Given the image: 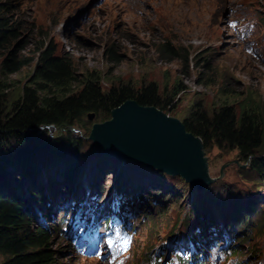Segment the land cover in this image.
Listing matches in <instances>:
<instances>
[{
    "label": "rangeland",
    "instance_id": "rangeland-1",
    "mask_svg": "<svg viewBox=\"0 0 264 264\" xmlns=\"http://www.w3.org/2000/svg\"><path fill=\"white\" fill-rule=\"evenodd\" d=\"M3 1L6 0H0ZM11 2L15 5L14 16L27 25L21 31L23 37L52 42L58 53L72 57L79 75L91 69L101 71L105 88L119 83L137 87L155 81L162 89L178 82L182 91L172 100L171 109L164 112L179 120L187 116L194 103L208 111L217 108L225 94L234 107L249 95L264 102V0H138L140 10L134 9L129 0ZM164 43L179 53L173 61L166 62L159 56L158 48ZM110 49L116 53L118 62L109 61ZM202 58L208 61L207 66L203 65ZM31 69V66L26 67L12 76L16 85L13 93H17ZM109 118L107 114H97L91 121L85 117L84 124L69 130L81 141L78 162L80 171L85 172L74 185L81 184L84 195L96 196L93 200L95 211L102 210L105 205L113 211L105 209L100 218L97 213L88 212L77 220L75 214L82 206L80 196L71 190H61L71 183L63 185L54 181L62 182L66 163L60 158L49 159L41 165L34 161L39 165L35 168L39 173L37 180L44 188L42 193L46 196L57 186L54 188L57 197L53 199L56 194L52 190V198L48 196L43 202H35L27 194L23 198H26L28 212L33 215L32 224L53 230L50 247L58 251L55 264H110L112 255L106 248L108 225L115 234L122 230L128 243L134 240L113 264H182L180 256L193 263L190 256L199 257V247L204 251L196 259L198 264H264V175L252 171L235 150L211 147L204 151L209 176L215 181L205 190H193L181 177L146 166L152 175L136 178L133 174L145 168L140 165L128 171L130 180L128 173H122L128 180L122 183L126 189L116 190L131 194L125 196L113 186L116 170L127 166L126 163L109 158L100 150L91 157L95 147L88 139L91 125ZM46 130L50 134L59 131L54 127ZM15 147L13 145V150ZM32 154L35 155L34 151ZM34 157L38 160L40 156ZM258 157L264 159V150ZM94 162H98V167L99 163H105L106 168L95 178L96 185L89 180ZM223 164L227 166L221 171ZM122 167L119 169L124 171ZM16 174L22 175L20 171ZM151 179L156 181L153 185ZM25 183L23 179L22 185ZM141 186H145L146 191ZM121 202L124 209L119 215L115 208ZM201 203L209 204L203 206ZM215 203L220 206L212 209L213 213H223L226 208L222 205L231 208L226 212L228 222L246 216L249 223L235 229L229 238L227 233H218L217 229L223 227L220 213L219 216L214 214L212 221H204L209 215L206 210ZM88 226L85 232L90 236L84 234L81 239L83 229ZM55 228H59V232ZM201 235L206 238L199 243ZM244 236L246 238L241 241Z\"/></svg>",
    "mask_w": 264,
    "mask_h": 264
},
{
    "label": "trees",
    "instance_id": "trees-1",
    "mask_svg": "<svg viewBox=\"0 0 264 264\" xmlns=\"http://www.w3.org/2000/svg\"><path fill=\"white\" fill-rule=\"evenodd\" d=\"M14 6L11 0L0 2V264H55L58 251L50 247L53 230L32 224L33 215L28 212L26 198H23L27 194L35 202H43L42 199L46 200L48 196L52 198V190L56 194L53 199L57 197V186L50 189L46 196L42 193L44 188L37 180L39 173L35 166L39 167L49 159L60 158L66 163L62 171L64 177L62 182L54 181L63 185L71 183L83 173L78 162L81 141L70 133L72 126L84 124L89 112H93L95 116L110 115L111 109L127 99H135L139 104L153 105L168 111L172 100L182 91V86L174 82L171 88L165 85L161 89L157 82L149 81L137 87L131 83H119L105 88L101 82V71L91 69L79 75L72 57L58 53L52 42L42 43L39 39L31 41L26 36L23 37L21 31L27 25L14 16ZM158 53L166 62L173 61L175 55L179 54L167 43L160 45ZM183 58L186 61V57ZM108 59L118 62L113 49L109 50ZM202 59L205 61L203 65L207 66L208 61ZM29 66L32 69L27 79L17 93H13L16 85L12 76ZM229 98L225 94L222 103L211 111L194 103L181 121L188 132L201 138L204 149L216 147L235 150L237 156L249 164L252 171L264 175V159L258 157V153L264 150V102L249 95L234 107L229 103ZM44 125L59 131L57 134L48 133L46 128L40 131V127ZM13 145H16L14 150ZM32 151L34 156H40L38 160ZM92 151L94 154L91 157H94L98 149L93 147ZM29 154L31 156H27ZM9 156L16 157L17 163ZM97 163L92 165L94 176L100 175L105 169L104 163H99L100 167ZM125 163L127 170H133L137 166L136 163ZM17 171L22 175H14ZM139 173L141 176L152 175L146 167ZM55 174L58 176V170ZM115 176L117 178L113 188L122 189L121 183L127 180L122 173H116ZM23 179L27 182L24 185ZM151 182L153 185L156 181L151 179ZM141 187L146 191L145 186ZM71 189L70 184L68 188L61 190L70 192ZM130 189L147 199L139 191ZM116 191L130 195L123 190ZM93 200L94 198L89 204L93 205ZM201 204L206 206L209 203ZM122 205L121 202L116 206V214L123 212ZM212 206L206 210H209V215L204 221H212L214 214L219 216L220 213L223 227L217 231L227 233V238L233 236L235 229L249 223L246 216H238V219L228 222L226 212L231 208L222 205V208H226L223 213H213L212 209H219L217 207L220 203ZM106 209L113 211L112 208ZM59 230L55 228V231ZM205 238L201 235L200 241H205ZM245 238L246 236L240 240ZM199 248L202 256L203 247ZM199 257L190 256L195 261L193 263H188L182 256L180 260L183 261L182 264H198L196 259Z\"/></svg>",
    "mask_w": 264,
    "mask_h": 264
},
{
    "label": "water",
    "instance_id": "water-1",
    "mask_svg": "<svg viewBox=\"0 0 264 264\" xmlns=\"http://www.w3.org/2000/svg\"><path fill=\"white\" fill-rule=\"evenodd\" d=\"M89 112L87 119H94ZM88 139L106 155L137 162L181 177L203 191L215 178L209 176L201 138L188 132L181 120L153 105L127 99L110 111V118L93 122ZM227 164H223L221 171Z\"/></svg>",
    "mask_w": 264,
    "mask_h": 264
},
{
    "label": "bare ground",
    "instance_id": "bare-ground-1",
    "mask_svg": "<svg viewBox=\"0 0 264 264\" xmlns=\"http://www.w3.org/2000/svg\"><path fill=\"white\" fill-rule=\"evenodd\" d=\"M138 0H129V2H130V4L132 5V6H134L133 8L135 9V7H137V9H139L140 10V4H137L138 2H137ZM210 1V0H209ZM211 2H213V1H211ZM132 8V7H131ZM132 8V9H133ZM133 9V10H134ZM140 14V13H139ZM43 128H48V126H46V125H44V126H42ZM104 155H106L105 153H104ZM106 156H108L109 158H115L116 160H118L119 162H121V163H124V162H126V161H128V162H131V163H136L137 164V166H139V167H141L140 165L141 164H139V163H137V162H134V161H130V160H128V159H122V158H118L117 156H115V155H106ZM103 159H104V157H103ZM105 164V163H104ZM139 164V165H138ZM104 166V165H103ZM143 166V165H142ZM122 166H120L119 168H121ZM123 167H124V171H121L119 168L116 170V172H115V175H116V173H118V175H120V173H128V171L129 170H127V168H126V166H124L123 165ZM122 167V168H123ZM145 167V166H144ZM106 169V168H105ZM126 169V170H125ZM143 168L141 167V169L139 170V172L142 170ZM93 170V169H92ZM132 170V169H131ZM87 171V170H86ZM139 172H136V173H134L133 174V176H136V178H138L137 176L139 175V176H141V174L139 173ZM84 173L85 172H83L82 174H80V176H78L77 178H75L72 182H71V187H72V189H71V192L74 194V195H77L78 197L80 196V199H81V202H82V206H80V208L77 210V214H75V218L77 219V220H80V219H82L84 216H86V215H88V212H94V214L96 215V213L98 214L97 215V217H101L102 216V213L104 214V210L106 209V207H104L103 206V209L101 210H97V211H95V209H94V207H93V205L92 204H89L90 203V201L94 198L95 199V197L96 196H94V197H88V195H84L85 193H84V191L82 190V189H80V187H81V184H77V186H75L74 185V182L75 181H77L78 179L80 180V178L84 175ZM129 174V176H130V173H128ZM150 175V174H149ZM124 176V175H123ZM129 176H128V180H130V178H129ZM97 176H94V173H93V171L89 174V180L90 181H92V182H94L95 181V185H96V180H95V178H96ZM132 179V178H131ZM127 180V181H128ZM127 181H124V182H122V183H126ZM121 183V186H122V188H124V189H126V186H123V184ZM192 188V187H191ZM193 190H195L194 188H192ZM206 189V188H205ZM204 189V190H205ZM97 190L99 191V189H98V186H97ZM197 191V190H196ZM117 192V191H116ZM82 193V194H81ZM95 195H97V193H94ZM123 195H125V196H127V194H123ZM131 195V194H130ZM130 195H128V196H130ZM145 196V195H144ZM141 198H143V197H141ZM144 199V198H143ZM106 206V205H105ZM78 207H79V205H78ZM75 209H77V208H75ZM79 211V212H78ZM99 211V212H98ZM44 214V213H43ZM44 216V215H43ZM96 217V218H97ZM143 217V216H142ZM226 217H227V215H226ZM132 218V217H131ZM74 222V221H73ZM146 228V227H145ZM103 229V228H102ZM48 232V231H47ZM193 240V239H192ZM194 241L196 242V243H198V241L196 240V239H194ZM199 243H200V240H199ZM137 248V247H136ZM178 254V253H177Z\"/></svg>",
    "mask_w": 264,
    "mask_h": 264
}]
</instances>
